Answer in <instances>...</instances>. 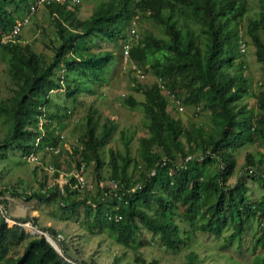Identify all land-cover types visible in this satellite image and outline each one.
I'll return each instance as SVG.
<instances>
[{"label":"trees","instance_id":"16d2710c","mask_svg":"<svg viewBox=\"0 0 264 264\" xmlns=\"http://www.w3.org/2000/svg\"><path fill=\"white\" fill-rule=\"evenodd\" d=\"M34 1L0 0V37ZM257 2L258 10L250 13L248 0H101L84 17L79 14V0L44 4L55 25L48 44L50 53L38 51L32 41L21 38L26 24L16 40H0V61L6 65L10 80L8 91L0 92V159L8 157L11 148L22 155L33 149L42 105L47 120L38 149L58 145L62 139L59 129L70 108L58 95H52L61 92L74 99L80 91L95 92L82 79L99 85L108 82L115 54L113 49L95 50L96 39L109 41L122 53L123 44L128 42L127 59L155 77L154 81L142 82L132 76V88L142 92V100L133 93L120 96L127 105L143 106L148 132L140 136L137 157H132L130 136L121 131L125 151L110 148L105 161L101 149L117 122L106 118L99 124V113L91 107L79 142L69 151L73 166H63L57 157L50 163L66 170L79 168L81 162L84 166L93 164V190H78L58 182L47 186L45 175L39 190L14 193L28 200H58L69 215L80 216L86 229H105L127 248L137 249L144 243V229L173 250L190 245L197 231H212L219 236L228 225H233L230 235L242 238L247 221L254 216L259 219L255 239L264 246V192L259 200H252L245 181L246 175H251L264 189L262 159L247 154L243 170L234 182H229L237 167L234 151L249 142L264 141V77L256 95L258 110L242 100L251 93V81L244 74L245 49H241V43L246 44L244 33L252 41L264 72V0ZM53 11L58 16H53ZM244 15L247 20L243 33ZM140 20H151L162 33L157 35L150 29L137 32L134 24ZM128 35H135V40L131 42ZM63 67L66 87L50 94L49 90L59 85ZM171 97L181 104L208 110L211 126H186L170 111ZM187 155L191 157L186 159ZM163 158L165 164L161 163ZM131 163L137 177L128 172ZM212 163L213 170L209 168ZM39 168L35 165L34 171ZM153 168L155 172L150 174ZM111 178L118 182L117 187L107 183ZM69 179L74 181L72 175ZM99 180L106 184L100 186ZM136 182H141V187L132 189ZM3 193L4 188H0ZM1 202L6 203V199L0 196ZM117 215L121 217L116 219ZM12 217L38 225L36 216ZM38 226L49 232L63 254L42 233L31 234L21 224H10L0 215V263L94 264L70 255L64 234L55 227ZM28 237L20 253H10ZM189 253L177 264H194L198 255L195 251ZM135 259L144 261L138 256ZM259 263L264 264V253Z\"/></svg>","mask_w":264,"mask_h":264},{"label":"rangeland","instance_id":"374dc122","mask_svg":"<svg viewBox=\"0 0 264 264\" xmlns=\"http://www.w3.org/2000/svg\"><path fill=\"white\" fill-rule=\"evenodd\" d=\"M79 1L81 3L79 14L84 17L89 15L93 7L101 0ZM248 1L251 7L250 13L258 10L257 0ZM246 20L247 16L244 15L241 23L243 33L246 28ZM134 28L137 32L150 29L157 35L162 33L160 28L151 20L135 22ZM54 31L55 25L50 19L49 9L41 5L36 14L31 17L30 22L24 26L21 38L25 41H32L38 51L43 50L50 53L51 50L48 44L54 37ZM128 37L131 42L136 38L135 35H128ZM243 40L246 42L245 51L243 52L244 56H242L245 60L244 74L251 81V93L245 95L242 100L258 110L256 95L261 88L264 72L261 63L256 58L254 45L245 33ZM94 42L95 50L99 48L113 49L115 54L114 62L109 70L108 82L99 85L82 79L83 84L88 86L91 84L95 92L83 90L78 92L74 99L67 98L61 92L52 95H58L60 100L69 106L70 111L63 128L59 129L60 133L63 134L57 145L60 151L55 153L43 148L38 152L40 158L45 162L50 163L53 158L57 157L63 166L65 164L69 165V168L73 166L69 151L72 149V145L79 142V137L83 132L82 124L84 118L91 107L96 110V113H99V124L105 121L106 118L117 122V127L107 137L101 149V156L105 161L109 157L110 148L114 151H125L124 140L120 137L121 131L126 136H130V154L132 157H137L140 136L148 132L147 125L149 121L143 106L140 104L136 106L127 105L120 100V96L125 93H133L137 99L142 100L144 98L142 92L132 88L134 84L132 76L142 82L154 81L155 77L146 73L135 61L125 58L120 47L112 46L107 40L96 39ZM9 83L6 65L0 61L1 94H5L8 91ZM168 107L188 127L193 128V126L202 125L205 128H209L211 126V116L208 110L181 104L174 98L170 99ZM234 154L237 159V167L229 182H234L237 175L243 170L242 165L247 158V154L253 156L255 160L261 158L262 167L264 168V141L262 140L249 142L237 148ZM34 166V163L26 161L23 155L15 148L9 150L8 157L0 159V188H4V193L0 194V196L6 199V203H0L2 205L0 215L6 214L13 219L15 218L12 216H36L38 225L53 226L64 234L68 253L73 257L84 258L94 264H177L186 260L190 251H195L198 257L194 264H260L259 259L264 253V246L257 244L255 239L259 234V219L257 216L251 217L247 221V228L242 238H238L236 234L230 235L233 232V225H228L222 229L219 236L212 231H197L193 235L194 240L190 242V245L173 250L163 245L157 235H153L150 231L144 229V243L137 249L127 248L116 242L105 229L101 228L93 232L86 229L81 224L80 216L69 215L70 211L61 208L58 200L47 203L41 202L36 198L28 200L17 196L14 193L15 190L20 192L23 190L26 192L39 190L41 188V180L45 175L46 185L49 186L51 184L52 175L43 168L34 171ZM209 168L213 170L215 164H210ZM105 169L106 167H103V170ZM93 172V164L84 166L86 179L94 185ZM128 172H132L133 177H137L138 172L134 170L133 163L128 166ZM105 173L102 172V174ZM245 181L250 188L248 193L251 199L259 200L264 192L263 187L251 175H246ZM21 222L31 223L41 230L37 224L32 223L30 220ZM27 223L21 225L28 232L31 234L41 233L32 231V227L28 226ZM30 237L13 247L10 253H20ZM136 256L144 258V261L136 260Z\"/></svg>","mask_w":264,"mask_h":264},{"label":"built area","instance_id":"2783aa9c","mask_svg":"<svg viewBox=\"0 0 264 264\" xmlns=\"http://www.w3.org/2000/svg\"><path fill=\"white\" fill-rule=\"evenodd\" d=\"M61 0H35L31 5L29 10L22 16L16 23L13 25V27L6 33H4L1 37L0 40L2 42H7L10 40H16L17 34L21 31V28L27 24L33 15L36 14L38 8L41 5L44 4H51L52 2H58ZM72 3L77 2L78 0H69ZM53 16H58V13L56 11L52 12ZM134 29H132L133 31ZM128 49H129V43L125 42L123 44V55L125 58H127L128 54ZM241 49H245V43H241ZM64 74H65V67H63L60 70V74L58 77L59 85L56 87H53L49 90L50 94L55 93L58 91H63L66 87L65 79H64ZM47 120V114H46V107L44 105L40 106V112L38 113V129H39V135L36 137L35 144L32 150H30L27 153L23 154V158L31 163H34L35 165L40 166L41 168L45 169L52 175V182L49 186L53 185L54 182L60 183L62 185L63 183H68L70 186L73 188H76L78 190H92L94 188V185L90 183L87 179L86 176L84 175V162H81L79 168H71L69 170H66L64 167H56L52 163L45 162L40 158L38 152L41 149H38V145L40 142H42L43 136L45 135V123ZM60 136L63 137V134L60 133ZM44 149L51 150L55 153L60 151V148L57 147V145H46ZM191 155H187L186 159L190 158ZM166 160L165 158L162 159L161 163L165 164ZM58 171L57 175H54V172ZM155 172V169L153 168L150 172V174H153ZM72 175L74 177V181L71 182L69 179V176ZM109 185L112 188L117 187L118 182L114 180L113 178L109 179L107 181ZM106 184V181L104 180H99V185L104 186ZM141 187V182H136L133 186L132 189H137ZM1 204H0V209H1ZM4 217L5 221L8 223H19L25 225L27 222H21V221H16L15 219L11 218L9 215L2 214ZM121 215H117L115 218L119 219ZM28 226L32 227V231H37L40 232L41 230L37 227L32 225L31 223H27Z\"/></svg>","mask_w":264,"mask_h":264},{"label":"water","instance_id":"95a60500","mask_svg":"<svg viewBox=\"0 0 264 264\" xmlns=\"http://www.w3.org/2000/svg\"><path fill=\"white\" fill-rule=\"evenodd\" d=\"M44 236L45 238L54 246V248H56V250L63 254L62 253V250L60 249V247L57 245L56 241L54 240V238L49 234V232H46L44 230L41 229L40 231Z\"/></svg>","mask_w":264,"mask_h":264},{"label":"crops","instance_id":"0c3cea01","mask_svg":"<svg viewBox=\"0 0 264 264\" xmlns=\"http://www.w3.org/2000/svg\"><path fill=\"white\" fill-rule=\"evenodd\" d=\"M59 235H61V234H59Z\"/></svg>","mask_w":264,"mask_h":264}]
</instances>
